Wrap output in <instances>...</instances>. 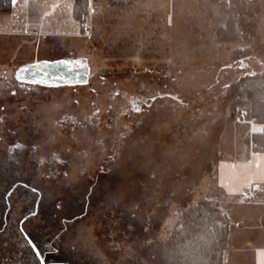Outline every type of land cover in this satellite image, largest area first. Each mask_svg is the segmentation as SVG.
<instances>
[{"label": "rangeland", "instance_id": "374dc122", "mask_svg": "<svg viewBox=\"0 0 264 264\" xmlns=\"http://www.w3.org/2000/svg\"><path fill=\"white\" fill-rule=\"evenodd\" d=\"M93 13L84 23L93 25L91 34L74 42L57 39L49 48L53 54L44 56L54 59L74 47L75 57L89 62L86 86L17 83L15 68L31 65L26 63L36 56L20 46L22 39L0 41V158L16 145L26 147L22 185L34 189V176L45 183L50 175L61 205L52 224L42 213L25 220L19 210L14 221L27 239L43 241L58 222L55 235L63 231L53 248L60 257L53 261L90 264L97 243L103 240L107 248L115 235L97 223L100 206L66 224L69 192L120 179L123 193L136 197L137 237L148 215L157 241L173 229L178 203L194 192L195 202L221 196L232 220L230 264H240L234 262L249 249L247 241L255 248L264 245L263 207L241 200L246 175L241 163L250 151L245 137L253 131L249 102L237 108L245 111V123L227 118L234 82L250 73L264 77V0H158L129 8L96 5ZM229 13L238 21L239 36L218 42L216 32ZM123 41L137 52H124ZM138 101L150 105L138 112ZM25 194H15L13 203ZM7 225L0 217V262L29 264L31 253L15 248L19 235L7 236Z\"/></svg>", "mask_w": 264, "mask_h": 264}, {"label": "trees", "instance_id": "16d2710c", "mask_svg": "<svg viewBox=\"0 0 264 264\" xmlns=\"http://www.w3.org/2000/svg\"><path fill=\"white\" fill-rule=\"evenodd\" d=\"M12 9V0H0V12H8ZM91 6L89 0H76L74 16L85 23L89 17ZM238 21L232 13H229L224 24L216 32V41L233 42L239 36ZM232 54L234 58L236 53ZM20 68H18L19 70ZM17 70V72H18ZM17 81V80H16ZM17 83L36 87L25 83ZM233 98L230 100L231 113L227 120H241L244 110L237 111L244 101L249 102V122L255 120L260 126L259 131L249 133L245 141L252 145L255 153H264V77L250 73L246 77L234 82ZM86 86V85H85ZM67 87V86H66ZM53 88V87H39ZM246 115V113H245ZM24 146L10 148L9 152L0 158V217L7 223L4 229L7 236L17 232L16 247L31 253L29 264H68L64 261L55 262L53 259L60 257L59 252L53 248V243L59 239L60 232L56 222L53 230L49 229L44 239L38 236H30L29 239L23 233L19 223L14 221L16 210L23 215V219L30 220L42 213L45 223L52 224L57 219V213L61 209L57 199L58 189L48 182L33 180L36 187L30 188L22 185L24 181V161L27 155ZM121 180L108 185L92 184L87 190L81 187L77 193L69 192L66 195L65 206L70 209L69 220L66 224L77 222L97 209L101 216L97 223L115 235L111 244L103 240L97 243L99 252L90 264H226L227 254L231 246L232 220L223 207L222 197L202 198L195 202V192L177 204L173 215V229L162 235L163 241H157L151 233L155 231L156 224L148 215L139 225L141 236L137 237L135 228L137 224L138 204L136 197L125 195L120 187ZM21 186V187H20ZM19 192H26L24 199L13 203V197ZM68 199V200H67ZM24 200V201H23ZM15 204H18L15 206ZM176 204V203H175ZM59 205V207H58ZM168 206V205H167ZM86 213V214H85ZM24 221V220H23ZM69 221V222H68ZM68 224V225H69ZM260 224L264 228V212L261 214ZM239 227V225H236ZM45 234V230L41 231ZM54 235V236H52ZM117 247H120L118 249ZM127 248V252L123 251ZM62 250V249H61ZM0 264H7L1 263ZM80 264H88L81 263Z\"/></svg>", "mask_w": 264, "mask_h": 264}, {"label": "crops", "instance_id": "0c3cea01", "mask_svg": "<svg viewBox=\"0 0 264 264\" xmlns=\"http://www.w3.org/2000/svg\"><path fill=\"white\" fill-rule=\"evenodd\" d=\"M155 1L158 0H89L92 13L96 5H100L103 8L109 6L129 8L133 3L144 2L152 4ZM75 2L76 0H18L16 4L12 3L10 11L0 12V41L22 39V43H19L20 46L30 50V53L36 56V58L34 57L26 64L78 59L75 57L77 52L74 47H70L69 53L67 52L66 55H56L54 59H46L44 57L48 54H53L49 48L56 46L57 39L68 38L74 42L88 35L87 26L74 16ZM93 23L94 20L91 21V25ZM91 27L93 30V25ZM123 42V51L132 49L133 54L135 50L133 44L128 43V46L125 47L124 44L126 42ZM86 61L89 65L88 59ZM19 67L15 68V72H17ZM250 126L253 129L250 132L251 134L261 129L255 123L250 124ZM255 127H258V129H254ZM249 145L250 151L247 162L241 163L246 170V175L245 183L240 188V192L242 193L253 184L257 185L259 188L256 194L257 204H249L253 207H263L264 212V206L262 205L264 202V153H254L252 145ZM245 245L249 249L244 251V255L241 252L242 254L236 257L234 263L264 264V245L255 248L254 244L249 241ZM231 259L234 260V256H231V252H228L226 264L233 263Z\"/></svg>", "mask_w": 264, "mask_h": 264}, {"label": "snow or ice", "instance_id": "6c2138e0", "mask_svg": "<svg viewBox=\"0 0 264 264\" xmlns=\"http://www.w3.org/2000/svg\"><path fill=\"white\" fill-rule=\"evenodd\" d=\"M17 2L18 0H12L13 4ZM82 63L76 59L36 62L23 66L17 73V79L22 83L28 82L47 87L76 85L81 82L80 77L84 75L83 70L77 67Z\"/></svg>", "mask_w": 264, "mask_h": 264}, {"label": "built area", "instance_id": "2783aa9c", "mask_svg": "<svg viewBox=\"0 0 264 264\" xmlns=\"http://www.w3.org/2000/svg\"><path fill=\"white\" fill-rule=\"evenodd\" d=\"M88 32L91 34L92 33V27L88 28ZM241 121L243 123L246 122V118H245V113H242L241 115ZM255 122V120L250 121V124H253ZM258 186L253 184L251 185L248 189L244 190L241 193V200L249 202L250 204H257L256 202V194L258 191ZM262 205L264 206V202L262 203Z\"/></svg>", "mask_w": 264, "mask_h": 264}, {"label": "water", "instance_id": "95a60500", "mask_svg": "<svg viewBox=\"0 0 264 264\" xmlns=\"http://www.w3.org/2000/svg\"><path fill=\"white\" fill-rule=\"evenodd\" d=\"M84 63H83V65H84V67L83 68H81L82 70H83V73H84V75L82 76V77H80V83H77L76 85H71V86H68V85H64V86H59V87H75V86H85V85H88V83H89V73H90V69H89V66H88V64H87V61L85 60V61H83ZM22 68V67H21ZM20 68V69H21ZM19 69V70H20ZM18 70V71H19ZM18 73V72H17ZM16 80L18 81V82H20V83H22L21 81H19L18 79H17V77H16ZM23 83H25V84H30V85H40V84H31V83H28V82H23ZM41 86H44V85H41ZM44 87H47V86H44ZM53 88H55V87H53ZM42 264H44V262L42 261Z\"/></svg>", "mask_w": 264, "mask_h": 264}, {"label": "flooded vegetation", "instance_id": "af4514ba", "mask_svg": "<svg viewBox=\"0 0 264 264\" xmlns=\"http://www.w3.org/2000/svg\"><path fill=\"white\" fill-rule=\"evenodd\" d=\"M76 60H78V59H76ZM79 61H82V60H79ZM82 62H83V61H82ZM83 63H84V62H83ZM83 63L77 65V67H79V68H83V67H84ZM89 77H90V73H89ZM36 87H44V86L37 85ZM75 87H76V86H75ZM153 97H154V96H153ZM153 97L149 98V99H151V100H149L150 103H151L152 101H156L157 98H155V97L153 98ZM146 103H147L146 101H144V102L138 101V102L134 103V107H135V109H136L138 112H141V111L143 110V107H144L145 105H150V104H148V103L146 104Z\"/></svg>", "mask_w": 264, "mask_h": 264}]
</instances>
